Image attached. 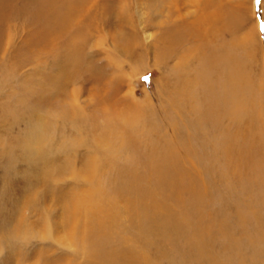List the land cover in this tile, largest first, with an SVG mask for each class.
<instances>
[{
  "label": "rangeland",
  "instance_id": "1",
  "mask_svg": "<svg viewBox=\"0 0 264 264\" xmlns=\"http://www.w3.org/2000/svg\"><path fill=\"white\" fill-rule=\"evenodd\" d=\"M262 27L258 0H0V264H264ZM181 28L250 37L246 114L195 122ZM172 143L174 193L148 163Z\"/></svg>",
  "mask_w": 264,
  "mask_h": 264
},
{
  "label": "bare ground",
  "instance_id": "2",
  "mask_svg": "<svg viewBox=\"0 0 264 264\" xmlns=\"http://www.w3.org/2000/svg\"><path fill=\"white\" fill-rule=\"evenodd\" d=\"M67 16V15H66ZM69 16V15H68ZM63 19V18H62ZM72 20V19H71ZM55 21V20H54ZM64 22V21H62ZM65 23V22H64ZM57 24V23H56ZM67 24V22H66ZM230 24V23H229ZM61 25V24H60ZM68 25V24H67ZM56 26V25H55ZM66 25L63 24V27ZM69 26V25H68ZM57 27V26H56ZM59 27V26H58ZM67 28V27H66ZM69 28V27H68ZM202 28V27H201ZM65 29V28H64ZM63 30V29H62ZM205 30V29H204ZM214 30L212 31V33ZM252 32V31H251ZM173 33V32H172ZM191 33L190 29H177L176 32H174V38H173V48L171 49L172 52L180 46H183L185 44V39L184 36L187 34ZM196 34L193 35V37L197 36V39L200 40V43L196 45L193 48H186L182 52H184L183 59H180L182 62V66L185 69L186 67H189L192 62L190 59L193 56H190V54H195L194 58L198 60V66L197 68L194 67V75H191L190 73H193L192 70H189L188 72H184V79H183V86L180 91L177 90V93H179L182 96V100H184V103L188 106L190 109V115L194 116L195 122L197 124H202V125H209V126H216L219 124L224 117H229L230 119H233L235 117L243 116L249 111L250 104L252 103V97L250 96V93L253 88V82L250 76V68H249V63H250V53L248 49V45L251 43L250 37L248 39L246 38V41H239L241 44L240 46L242 47V50L244 49L245 52L243 51V54H239V47L235 46L233 43H228V44H223V43H218L216 41H209L207 38L210 37L203 31V29L199 28V32L193 31L191 34ZM253 34V33H252ZM250 33V35H252ZM243 38V37H242ZM245 39V38H244ZM252 39V38H251ZM77 40V39H76ZM240 40V39H239ZM78 42V41H77ZM255 42V41H254ZM177 45L175 48L174 46ZM238 45V44H237ZM254 45V44H253ZM239 46V45H238ZM238 50V51H237ZM78 53V51H77ZM74 53V54H77ZM252 55V54H251ZM253 57V56H252ZM75 59V58H74ZM252 59V58H251ZM254 60V59H253ZM256 60V59H255ZM195 61V60H194ZM178 68V67H177ZM182 69V70H184ZM192 69V68H190ZM185 71V70H184ZM180 75V74H179ZM178 79V78H177ZM177 81V80H176ZM263 84V83H262ZM259 86H262L261 83ZM256 87V85H255ZM263 87V86H262ZM178 89V88H177ZM259 90V88H258ZM262 90V89H261ZM259 92V91H258ZM261 92V91H260ZM264 93V92H263ZM262 93V94H263ZM261 94V96H262ZM260 96V94H258ZM264 95V94H263ZM260 96V97H261ZM258 97V96H257ZM179 101L181 100L178 98ZM177 100V99H176ZM261 99V103H262ZM178 101V100H177ZM175 104L177 102H174ZM183 104V103H182ZM263 104V103H262ZM261 104V106H262ZM180 105V102L178 103ZM184 105V104H183ZM258 105V103H257ZM260 106V105H259ZM260 106V108H261ZM264 106V104H263ZM184 107V106H183ZM255 108V106H254ZM259 109V108H257ZM263 109V108H262ZM252 111V110H251ZM260 111V110H259ZM258 113V111H256ZM178 115V114H177ZM258 115V114H257ZM260 116V115H259ZM263 116V115H262ZM174 117V116H173ZM180 118V117H179ZM226 119V118H225ZM242 119V118H241ZM240 119V120H241ZM262 118L260 117L259 121ZM153 120V119H152ZM171 120V119H170ZM182 120V119H180ZM258 120V119H257ZM256 120V121H257ZM173 121V120H172ZM183 121V120H182ZM262 121V120H261ZM186 122V121H185ZM188 123V122H187ZM177 124V123H176ZM178 125V124H177ZM180 125V124H179ZM174 126V125H173ZM262 127V125H259ZM187 128V127H186ZM249 128V127H248ZM258 128V127H257ZM256 128V129H257ZM183 129V128H182ZM189 129V128H187ZM187 129H185L187 131ZM245 129V128H244ZM176 130V128H175ZM261 130H264L263 127ZM189 131H191L189 129ZM174 132V131H173ZM188 132V131H187ZM192 133V132H191ZM264 135V131L262 132ZM261 133V134H262ZM259 134V133H257ZM124 135V133H123ZM220 135V134H219ZM189 136V135H188ZM135 137V135H134ZM174 137V136H173ZM222 137H227V136H222ZM220 138V140L222 139ZM260 137V136H259ZM131 138V137H130ZM195 138V137H194ZM237 138H242L243 141L245 140L246 142L249 141V136L248 135H243L242 137H237ZM236 136L230 137L231 141H236ZM263 138V137H260ZM120 139V138H119ZM218 139V137H217ZM121 140V139H120ZM185 138L184 136L182 137L180 135L179 138H177V142L184 141ZM190 140V139H189ZM260 140V139H259ZM222 141V140H221ZM221 141L219 143H221ZM263 141V140H262ZM262 141H259L258 143L262 144ZM254 142V141H253ZM256 142V141H255ZM217 143V141H216ZM187 144V143H186ZM258 144V145H259ZM176 145V144H175ZM192 145V144H191ZM209 145V144H208ZM218 145V143L216 144ZM225 143L220 146H224ZM244 145V144H243ZM256 145V144H255ZM206 146V145H205ZM215 146V142H214ZM213 145L212 147L215 148ZM219 146V145H218ZM252 146V145H251ZM262 147V145H260ZM259 146V148H260ZM183 150L185 151V155L188 156L193 152L192 146L188 145H182L181 146ZM211 147V146H210ZM208 147V148H210ZM226 147V146H225ZM250 147V146H249ZM111 148V146H110ZM207 148V149H208ZM219 148V147H218ZM248 148V147H247ZM255 148V146H254ZM218 150L217 148H215ZM223 149V148H219ZM261 149V148H260ZM232 150V149H231ZM230 150V152H231ZM240 150V149H239ZM250 150V149H249ZM263 150V149H262ZM208 151H211L208 149ZM214 149L211 151L213 152ZM219 151V150H218ZM217 151V152H218ZM224 151V149L222 150ZM240 152V151H239ZM251 152V151H250ZM254 152V151H253ZM258 152V151H256ZM220 153V151H219ZM227 154V152H225ZM252 153V152H251ZM250 153V155H251ZM264 153V152H263ZM196 154V153H195ZM218 154V153H217ZM222 154V153H221ZM230 154V153H229ZM261 154V153H260ZM212 155V153H211ZM214 155V154H213ZM216 155V154H215ZM214 155V156H215ZM231 155V154H230ZM229 155V156H230ZM259 155V153H258ZM217 156V155H216ZM238 156V155H237ZM222 157H224L222 155ZM243 157V156H242ZM249 157V155L247 156ZM246 157V158H247ZM254 157V156H253ZM262 157V156H261ZM178 158L179 155L176 153L174 150L173 143L167 146L166 150L162 152V154H159L158 152L156 153L155 158H150L148 163L151 164L152 168L150 169L151 173L153 176H157L160 180V182L163 181V186L166 188V190L170 191L171 193H174V187L175 184L172 182L175 178H181L184 175L181 169L178 167ZM217 158V157H216ZM251 158V157H250ZM256 158V157H255ZM211 159V158H210ZM218 159V158H217ZM243 159V158H242ZM107 160V157H106ZM109 160V159H108ZM214 160V159H213ZM250 160V159H249ZM216 161V159H215ZM219 161V160H218ZM222 161V160H221ZM229 161V160H228ZM233 163V162H232ZM228 164V163H227ZM242 165V164H240ZM245 165V164H244ZM248 165V164H247ZM202 166V164H201ZM250 166V165H249ZM147 167V166H146ZM260 167V166H259ZM264 167V164L263 166ZM184 168V167H183ZM246 168V166H245ZM208 169V168H207ZM247 169V168H246ZM250 169V168H249ZM198 170V169H197ZM206 170V169H205ZM212 170V169H211ZM208 171V170H207ZM248 171V170H246ZM210 172V171H209ZM204 174V173H203ZM245 174V173H244ZM242 176V175H241ZM245 176V175H244ZM188 178V176H186ZM246 177V176H245ZM191 178V176L189 177ZM192 179V178H191ZM198 179V178H197ZM196 179V180H197ZM257 179V178H256ZM157 180V179H156ZM195 180V177L193 181ZM146 181V180H145ZM151 181V179H150ZM175 181V180H174ZM191 181V182H193ZM253 181V180H251ZM179 182V181H178ZM256 182V180H255ZM188 183V181H187ZM262 183V182H261ZM245 184V183H244ZM243 184L244 188L248 187ZM129 185V184H127ZM196 184H194L195 186ZM207 185V184H205ZM242 186V187H243ZM190 181L188 188H190ZM193 187V183H192ZM197 188V186H195ZM184 188V187H183ZM200 187H198L199 189ZM195 189V188H193ZM249 189V188H248ZM180 190V189H179ZM184 190V189H183ZM188 190V189H185ZM243 190V188H242ZM245 190V189H244ZM257 190V189H256ZM196 191V190H195ZM200 191H202L200 189ZM200 191L198 194H200ZM249 191V190H248ZM105 192V191H104ZM210 192V191H209ZM250 192V191H249ZM258 192V191H257ZM176 193V192H175ZM253 193L254 192L253 190ZM192 194V193H191ZM204 194V192H203ZM177 195V194H176ZM188 195V194H187ZM202 195V194H201ZM207 195L208 192H207ZM211 195V193H210ZM214 195V194H213ZM212 195V196H213ZM218 195V194H217ZM216 195V196H217ZM261 195V194H260ZM174 196V195H173ZM179 196V194H178ZM180 196H182V193H180ZM200 196V195H199ZM206 196V195H205ZM207 197V196H206ZM180 198V197H179ZM191 200L193 199L190 197ZM196 198V197H195ZM202 198V196H201ZM205 198V197H204ZM262 198L261 196L258 197ZM208 199V197H207ZM197 200V199H196ZM205 200V199H204ZM264 201V199L262 198ZM262 201V202H263ZM194 202V201H193ZM200 202V201H199ZM208 202V201H207ZM206 202V203H207ZM210 202V200H209ZM240 202V201H239ZM238 202V203H239ZM246 202V201H244ZM248 202V200H247ZM256 204V200L253 201ZM260 201H258L259 203ZM183 203V201H182ZM189 203V202H188ZM201 203V202H200ZM250 203V202H249ZM261 203V202H260ZM264 203V202H263ZM196 204V203H195ZM199 204V203H198ZM210 204V203H209ZM241 204V202H240ZM248 204V203H247ZM251 204V203H250ZM110 205V204H109ZM190 205V204H189ZM252 205V204H251ZM260 205V204H257ZM263 205V204H262ZM102 206V205H101ZM191 206V205H190ZM241 206V205H240ZM250 206V205H249ZM253 206V205H252ZM250 206L249 209L252 207ZM196 207V206H194ZM207 207V206H206ZM210 207V206H209ZM200 208V207H199ZM236 208H239L238 205ZM247 208V207H245ZM99 209V208H98ZM114 209V208H113ZM196 209V208H195ZM205 209V208H202ZM208 209V208H207ZM206 209V211H208ZM210 209V208H209ZM240 209V208H239ZM254 209V207H253ZM184 211V210H183ZM192 211V210H191ZM111 212V211H110ZM190 212V211H189ZM202 212V211H201ZM217 213V212H216ZM256 213V212H255ZM107 214V213H106ZM184 214V213H182ZM181 214V215H182ZM191 214V213H190ZM206 214V213H205ZM218 214V213H217ZM200 215V214H199ZM198 215V216H199ZM186 216V215H184ZM201 216V215H200ZM207 216V215H206ZM210 216V214H209ZM213 216V215H211ZM262 216V215H261ZM188 217V216H187ZM190 217V216H189ZM193 217V216H192ZM264 217V216H263ZM174 219V218H173ZM178 219V218H177ZM180 219V218H179ZM196 219V218H195ZM185 220V218H184ZM197 220V219H196ZM186 221V220H185ZM184 221V222H185ZM195 221V220H194ZM200 221V220H199ZM191 222V221H190ZM203 222V221H202ZM205 222V221H204ZM186 223V222H185ZM187 224V223H186ZM189 225V224H188ZM201 225V223H200ZM174 226V225H173ZM204 227V225H203ZM169 228V226H168ZM201 228V227H200ZM205 228V227H204ZM189 231V230H188ZM192 231V229H191ZM189 231V232H191ZM201 231L199 228H197V231L195 233L198 235ZM205 231V230H204ZM186 233V232H185ZM184 233V234H185ZM196 235V236H197ZM195 236V235H193ZM201 236V235H200ZM203 236V235H202ZM87 237V235H86ZM198 237V236H197ZM183 238V237H182ZM189 239V237H187ZM88 241V240H87ZM184 241V240H183ZM194 242V241H193ZM197 242V241H196ZM196 244V243H195ZM203 248V246L201 247ZM200 248V249H201ZM199 249V250H200ZM187 250V249H186ZM202 250V249H201ZM190 251V250H189ZM95 252V251H94ZM138 253V252H137ZM141 253V252H140ZM200 253V251H199ZM139 256V254H138ZM183 258V257H182ZM184 259V258H183ZM145 262V261H144Z\"/></svg>",
  "mask_w": 264,
  "mask_h": 264
},
{
  "label": "snow or ice",
  "instance_id": "3",
  "mask_svg": "<svg viewBox=\"0 0 264 264\" xmlns=\"http://www.w3.org/2000/svg\"><path fill=\"white\" fill-rule=\"evenodd\" d=\"M258 2H264V0H258ZM262 31H264V27H262ZM145 81H148L149 77L145 76L143 77Z\"/></svg>",
  "mask_w": 264,
  "mask_h": 264
},
{
  "label": "clouds",
  "instance_id": "4",
  "mask_svg": "<svg viewBox=\"0 0 264 264\" xmlns=\"http://www.w3.org/2000/svg\"><path fill=\"white\" fill-rule=\"evenodd\" d=\"M0 255H3V248L0 247Z\"/></svg>",
  "mask_w": 264,
  "mask_h": 264
}]
</instances>
